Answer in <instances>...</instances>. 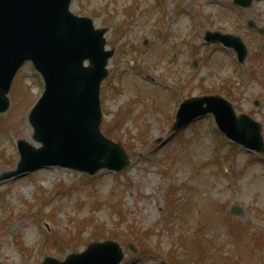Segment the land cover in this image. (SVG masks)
Here are the masks:
<instances>
[{
	"label": "rangeland",
	"instance_id": "obj_1",
	"mask_svg": "<svg viewBox=\"0 0 264 264\" xmlns=\"http://www.w3.org/2000/svg\"><path fill=\"white\" fill-rule=\"evenodd\" d=\"M138 1L144 8L133 15L135 24L127 29L124 22L131 16L132 0H72L71 4L75 13L91 16L97 26L102 21L100 8L117 15L110 39L119 48L102 85V129L134 156L132 165L121 174L98 172L91 180L74 170L50 168L0 183V264H34L47 253L64 258L69 248L63 239L67 242L70 228L91 211L94 224L104 223L108 235L120 233L123 245L135 244L133 251L126 247L123 264H160L162 259L175 264H264V164L217 137L211 116L193 123L178 138L170 134L179 99L174 95L176 87L184 97L205 91L222 94L238 113H250L264 124V56L251 58L243 74L233 55L227 56L217 45L205 46V28L232 25L223 20V9L206 5L208 0L196 2L205 5L200 9L204 17L187 15L188 9L175 14L174 8H168L166 13H173L169 23L162 22L153 0ZM253 10L258 12L257 22L264 25V3ZM161 27L170 32L167 42L154 38ZM145 35L151 41L148 47L142 45ZM197 47L206 52L208 63L193 72L192 61L200 57L192 51ZM176 50L178 58L171 59ZM32 69L27 63L19 70L9 93V109L0 114V172L14 168L19 159L10 132L15 140L36 143L26 116L34 97L41 95L43 82ZM146 74L155 78V84ZM227 80L230 89L223 86ZM256 98L262 102L259 107ZM158 138L166 141L161 147ZM173 188L178 190L175 198ZM112 203L118 211L110 207ZM234 204L244 209L243 214L229 215ZM33 206L42 209L41 223L48 221L49 230L30 214ZM56 229L62 244L47 248L46 233ZM12 230L27 244V257L17 247ZM131 230L138 237L141 230L147 231L150 238L138 244ZM93 235L86 233L84 240ZM84 247L83 242L75 250Z\"/></svg>",
	"mask_w": 264,
	"mask_h": 264
},
{
	"label": "water",
	"instance_id": "obj_2",
	"mask_svg": "<svg viewBox=\"0 0 264 264\" xmlns=\"http://www.w3.org/2000/svg\"><path fill=\"white\" fill-rule=\"evenodd\" d=\"M69 1L0 0V110L8 106L5 93L25 59H33L47 81L45 98L31 117L38 129L36 137L44 141L45 148L36 151L21 143L19 168L0 179L49 164L94 172L102 166L120 170L129 163L121 146L106 139L99 129V84L110 52L103 51L102 32L93 30L91 20L70 17ZM34 12L51 17L36 19L39 14ZM236 46L244 57L243 46ZM85 58L91 60L90 67H83ZM209 111L227 134L264 151L261 124L245 114L237 117L221 96L186 101L174 128ZM122 256L115 242L93 243L83 254H69L63 262L47 257L42 264H117Z\"/></svg>",
	"mask_w": 264,
	"mask_h": 264
},
{
	"label": "bare ground",
	"instance_id": "obj_3",
	"mask_svg": "<svg viewBox=\"0 0 264 264\" xmlns=\"http://www.w3.org/2000/svg\"><path fill=\"white\" fill-rule=\"evenodd\" d=\"M39 14V16H37L36 17V19H42V18H45V17H51V14L50 13H48V14H42V13H36V12H34V15L36 16V15H38ZM29 236L28 237H30L31 238V234H28Z\"/></svg>",
	"mask_w": 264,
	"mask_h": 264
}]
</instances>
